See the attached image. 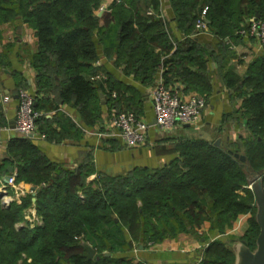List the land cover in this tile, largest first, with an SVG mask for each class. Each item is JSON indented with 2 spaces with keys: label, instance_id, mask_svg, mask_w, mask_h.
<instances>
[{
  "label": "trees",
  "instance_id": "obj_1",
  "mask_svg": "<svg viewBox=\"0 0 264 264\" xmlns=\"http://www.w3.org/2000/svg\"><path fill=\"white\" fill-rule=\"evenodd\" d=\"M102 1L0 0V24L20 17L37 30L38 51L33 64L38 72V111L47 105L58 108L71 104L88 125L101 118L98 88L106 91L89 74L96 69V37L109 44L110 28L101 22L106 15H98ZM157 2L120 0L113 3L110 12L118 32L113 49L146 84L153 82L162 56L173 47L165 25L147 13ZM171 4L177 27L186 38L176 41L175 51L162 61L165 74L168 81L172 74L179 75L185 90H198L208 102L211 81L207 62L216 57L213 49L194 36L198 18L206 7L205 21L221 38L222 51L227 53L228 39L244 38L239 31L247 28L250 18L264 19V0H171ZM225 59L220 74L232 90V99H242L237 119H245L247 128L246 135L230 142L234 148L201 138L185 139L176 145L177 156L164 166L99 173L87 181L91 169L65 168L51 161L33 138H13L0 157V181L8 166H16V182L30 183L37 189L38 211L44 222L33 228L16 227L32 203L31 193L20 203L4 206L0 202V264H144L134 262L128 254L133 243H161L204 221L211 223V231H218V236L204 249L200 264H234L233 244L237 239L226 234V227L244 213L251 216L241 239L254 249L259 226L248 180L256 173L264 175V53L244 75L227 66ZM109 90L113 94L112 87ZM45 93L48 98L37 101ZM51 93L57 99L49 101ZM133 93L137 99L141 95L139 90ZM121 96H109L108 107L116 106L118 112L143 110L133 97H126L122 106ZM228 116L235 120L231 113ZM54 121L59 125L72 121L60 111L51 120L45 114L39 117V131L46 139L58 141L61 137L52 125ZM231 150H242L246 159L242 161ZM83 241L92 244L95 256H86Z\"/></svg>",
  "mask_w": 264,
  "mask_h": 264
},
{
  "label": "crops",
  "instance_id": "obj_2",
  "mask_svg": "<svg viewBox=\"0 0 264 264\" xmlns=\"http://www.w3.org/2000/svg\"><path fill=\"white\" fill-rule=\"evenodd\" d=\"M157 1V5H151L147 9V13L151 9L150 15L159 18L165 25L173 47L168 55L162 56L152 83H143L128 68L125 61L118 59L117 52L113 49V40L115 41L118 33L116 31L117 24L116 20L111 18L110 12L113 9V3H118L120 0H103L100 7L105 5L107 10L100 11L99 7L98 15H106L101 22L110 28L109 44H103L99 37H96L98 46V58L94 63L96 69L94 73L89 74V78L97 86L102 84L106 91L104 93L101 88H98L102 104L101 118L96 123L88 125L80 118L77 108L71 104H60L58 108L47 105V107L43 106L40 111L50 120L60 111L72 122L62 125L55 121L52 123L59 137H61L60 140L51 141L46 139V136L44 138L36 137L34 143L56 164L74 171H78L80 168L91 169L92 173L87 177V181H92L99 173L120 174L136 167L157 168L164 166L177 156L176 145L185 139L201 138L214 141L216 136L219 137L218 131L225 128L229 132L227 138L231 141L247 134L245 119H237L238 113L236 111L240 108L242 99L239 97L236 100L232 99V90L225 85L224 78L220 74V65L226 58L227 66L232 67V70L237 74L244 75L250 64L264 51L259 50L257 40L254 37L244 36L243 38L240 36L236 40L228 39L230 51L223 52L219 36L211 32L201 31L198 28L194 35L195 38L206 47L213 49L216 57V60L209 58L207 62L211 81L207 106L197 123L177 125L168 133H164L156 123H153L155 117L150 93L160 80L166 86L181 90L185 95L194 93L203 96L196 89L185 90V83L179 75L172 74L171 80L168 81V75L165 74L166 67L162 61L175 51L176 41L184 40L186 35L177 27L171 0ZM120 30L121 28H119ZM37 51V30L29 23L17 17L13 21L0 24V157H4L8 143L19 136L14 129L19 89L25 88L36 94L38 72L34 67L33 58ZM192 69L194 70L195 67ZM110 87L113 89V94H110ZM134 90H139L141 93L138 99L136 96L133 97ZM101 93L104 95L102 96ZM5 94L11 96V100L6 103L2 101V96ZM48 95L47 93L45 95L40 94L37 101L42 102V99L48 98ZM109 96L112 98L121 96L123 98L122 106L126 104L124 101L126 97H133L136 104H142L143 110L137 114L150 122V126L146 130V143L126 147L119 137L113 135L112 118L119 109L116 106L108 107L106 101ZM55 99H57L56 94L51 93L49 101ZM229 113L235 116L233 124L230 125L228 122V119L230 120ZM191 134L193 135L190 136ZM231 152L233 151L231 150ZM13 171H18L16 166H13ZM8 173L9 171L6 174ZM4 177L0 181V187L5 182ZM25 183H21L24 192H16L12 187L7 190V193L12 195V202L20 203L27 193L32 194V203L25 209L24 219L16 224L17 228L26 226L23 223L31 222L30 226L33 228L36 225H42L44 222L38 211L37 189H28L30 183ZM240 193L243 192L240 191ZM2 205L4 204L2 203ZM250 216V213L238 215L232 225L226 227V234L233 235L237 240L241 239L249 227ZM210 227L211 223L204 221L189 232H182L173 239H165L156 249L138 246L137 251L134 253L130 251L128 254L134 262L142 261L144 264H200L204 249L218 236V231L213 232Z\"/></svg>",
  "mask_w": 264,
  "mask_h": 264
},
{
  "label": "built area",
  "instance_id": "obj_3",
  "mask_svg": "<svg viewBox=\"0 0 264 264\" xmlns=\"http://www.w3.org/2000/svg\"><path fill=\"white\" fill-rule=\"evenodd\" d=\"M105 10H107V6L100 7V11ZM206 11L207 8H204L201 17L196 22L197 28L201 31L207 30ZM148 13L151 14L152 10L149 9ZM239 32L244 36L254 37L257 40L259 50L264 51V19L250 18L247 28H242ZM17 95L15 131L19 136L33 139L36 137L44 138L45 134L38 129V119L42 113L35 108V94L28 89L21 88ZM150 95L156 124L164 133L170 132L177 125L197 123L208 103L204 96L194 93L185 95L177 88L166 86L161 80L153 87ZM10 100L9 94L2 96L4 103ZM112 125L114 127L113 135L119 137L126 147H134L145 143L146 130L149 128L150 122L132 110H123L112 118ZM16 176L17 171H13L8 181H5L0 188L9 186L14 188L16 192H24L16 182ZM0 193H6V190L3 189ZM9 201L10 199L4 202L8 205Z\"/></svg>",
  "mask_w": 264,
  "mask_h": 264
},
{
  "label": "water",
  "instance_id": "obj_4",
  "mask_svg": "<svg viewBox=\"0 0 264 264\" xmlns=\"http://www.w3.org/2000/svg\"><path fill=\"white\" fill-rule=\"evenodd\" d=\"M103 96L104 94L101 93ZM153 123H156V119H153ZM217 144H220V140H217ZM235 156H240L244 159V156L234 152ZM13 170V166L8 167L9 173L5 175L4 181H8L10 173ZM249 187L252 190L255 198L256 207V222L259 226V233L256 237V247L252 249L249 244L242 239L236 240L233 244V251L235 254L234 264H264V175L262 173H256L253 177L249 178ZM35 188L28 184V189ZM88 258L93 257L96 254V249L88 242L83 243Z\"/></svg>",
  "mask_w": 264,
  "mask_h": 264
},
{
  "label": "rangeland",
  "instance_id": "obj_5",
  "mask_svg": "<svg viewBox=\"0 0 264 264\" xmlns=\"http://www.w3.org/2000/svg\"><path fill=\"white\" fill-rule=\"evenodd\" d=\"M206 8V7H205ZM197 27V26H196ZM206 32H211V30H210V28L208 27V25H207V30H206ZM212 33V32H211ZM232 120V121H231ZM228 122H229V125L230 124H233V122H234V119H231L230 118V120L228 119ZM227 133H229L227 130H226V128L225 129H222V130H220V131H218V133H217V135L219 136V137H215V139H214V141H215V144H216V142H217V140L219 139L220 140V142H222V143H220L219 145H230L232 148H234V145L235 144H232V143H230L231 142V140L230 139H228L227 138ZM193 134H191L190 136H192ZM233 141V140H232ZM235 141H237V139L235 140L234 139V142ZM147 141L145 140V143H146ZM230 149V148H229ZM238 154H241V155H243L244 156V159H242L240 156H236V157H238V158H240L242 161H244L245 159H246V156L243 154L244 152L241 150L240 152H237ZM21 183H24V182H21ZM21 183H18V185L21 187ZM4 184V183H3ZM26 184V183H25ZM22 188V187H21ZM6 190V193H0V202L1 203H3L4 204V206L5 205H7L4 201H6V200H8V199H10V201H9V203L8 204H11V202H12V195H10V193H7V190H9V186L8 187H5V188H0V192H1V190ZM80 194H81V197H83L84 195H83V192L81 191L80 192ZM24 225H26V226H30L31 225V222H29V223H23ZM31 227V226H30ZM162 243V242H161ZM161 243H152V242H148V243H141V244H136V243H133V249H131L132 251L131 252H135V251H137L138 250V246H143L144 248H148V249H156V247H159L160 246V244ZM145 245V246H144ZM83 247H84V245H83ZM84 250H86L85 249V247H84ZM86 253H87V251H86ZM97 253V252H96Z\"/></svg>",
  "mask_w": 264,
  "mask_h": 264
}]
</instances>
